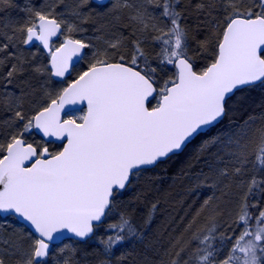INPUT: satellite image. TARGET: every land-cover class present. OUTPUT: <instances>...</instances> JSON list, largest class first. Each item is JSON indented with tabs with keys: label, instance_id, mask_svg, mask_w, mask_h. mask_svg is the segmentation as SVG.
I'll list each match as a JSON object with an SVG mask.
<instances>
[{
	"label": "snow or ice",
	"instance_id": "snow-or-ice-1",
	"mask_svg": "<svg viewBox=\"0 0 264 264\" xmlns=\"http://www.w3.org/2000/svg\"><path fill=\"white\" fill-rule=\"evenodd\" d=\"M20 10L0 19L10 114L0 120V264H81L75 244L92 238L105 257L96 264H112L156 209L139 225L117 196L201 136L181 175L193 195H212L159 264H264V0H25ZM54 141L62 147L50 151Z\"/></svg>",
	"mask_w": 264,
	"mask_h": 264
},
{
	"label": "trees",
	"instance_id": "trees-1",
	"mask_svg": "<svg viewBox=\"0 0 264 264\" xmlns=\"http://www.w3.org/2000/svg\"><path fill=\"white\" fill-rule=\"evenodd\" d=\"M186 2L187 0H185ZM22 7V0H11L10 6L0 11V19H23L24 13L20 10ZM86 24L91 27L92 23L89 22ZM128 31L130 30H125L124 34L127 35ZM200 38H202V33L200 34ZM30 50L31 48L24 46L26 55H30ZM39 59L42 62H46L47 56L40 55ZM197 63L199 66H203L205 62L200 60ZM84 66V62L76 65L71 76L63 83L53 78V87L59 88L66 86V82L73 79L77 72L83 70ZM9 88L12 91H19L12 86H9ZM260 103L261 99L257 97L253 107L256 108ZM257 110L264 109L257 108ZM8 115L10 114L0 109V120L7 119ZM227 125L228 120L226 118L220 127L226 128ZM216 131V129L211 130L209 135L215 134ZM205 138V136L198 137L182 153L159 164L157 167L150 168L141 175L138 181L133 182L131 188L117 196L118 201H132L128 205V211L132 214L134 221L139 225L144 224L153 203H156V209L155 211H151V222L147 228L143 229L141 238H129L123 242L122 246H117L112 250V264H117L118 258L122 255L126 256V259L121 264H159L160 258L163 257L164 252L169 248L172 237L180 234L184 224L190 219L191 215L203 200L209 195H212V190L206 187L198 189L197 193L193 195L189 191L193 187V181L181 175L182 170L187 168L188 162L196 148ZM27 139L29 142L41 141V137L38 135L28 136ZM48 146L50 151H57L62 147V144L51 142ZM201 167H203V162L196 166L195 171H199ZM204 171L207 172V168H204ZM137 194H139V199H135ZM216 195L220 196L221 193L217 191ZM230 207L231 205H225L222 209L225 212V217ZM186 213H188L187 216L185 215ZM181 217L185 219L181 221ZM103 234V228L97 230V236ZM63 243L74 244V241L66 239ZM75 246L81 249V256L87 257L86 260L81 261V264H96L98 258H105L103 255V246L96 238H92L87 242L77 243Z\"/></svg>",
	"mask_w": 264,
	"mask_h": 264
},
{
	"label": "rangeland",
	"instance_id": "rangeland-1",
	"mask_svg": "<svg viewBox=\"0 0 264 264\" xmlns=\"http://www.w3.org/2000/svg\"><path fill=\"white\" fill-rule=\"evenodd\" d=\"M22 2H23V4H24V2H25V0H22ZM36 2L37 3H42L43 2V0H36ZM96 11H98V9H95ZM83 27L86 29V35L87 36H92L93 35V25L91 24V27H90V25H88V24H84L83 25ZM77 38H80L79 36H77ZM28 48H31V50H30V53L32 52V51H35L36 49H35V47H33V46H31V47H28ZM40 55H46L47 56V53L45 52V51H41V53H39V56ZM80 114H82V113H77V115H80Z\"/></svg>",
	"mask_w": 264,
	"mask_h": 264
},
{
	"label": "water",
	"instance_id": "water-1",
	"mask_svg": "<svg viewBox=\"0 0 264 264\" xmlns=\"http://www.w3.org/2000/svg\"><path fill=\"white\" fill-rule=\"evenodd\" d=\"M94 3H97V4H99V3H105V2H107V0H92ZM56 40H58L57 38H53V42L54 41H56ZM27 47H31V46H27ZM77 65V64H76ZM75 65V66H76ZM72 74V73H71ZM69 76H71V75H69ZM68 76V77H69ZM67 77V78H68ZM55 80H57V81H60V78H54ZM39 136V135H38ZM55 143H61V142H59V141H54ZM70 235V234H69ZM66 240V239H65Z\"/></svg>",
	"mask_w": 264,
	"mask_h": 264
},
{
	"label": "flooded vegetation",
	"instance_id": "flooded-vegetation-1",
	"mask_svg": "<svg viewBox=\"0 0 264 264\" xmlns=\"http://www.w3.org/2000/svg\"><path fill=\"white\" fill-rule=\"evenodd\" d=\"M58 41L54 42L55 44H57Z\"/></svg>",
	"mask_w": 264,
	"mask_h": 264
},
{
	"label": "bare ground",
	"instance_id": "bare-ground-1",
	"mask_svg": "<svg viewBox=\"0 0 264 264\" xmlns=\"http://www.w3.org/2000/svg\"><path fill=\"white\" fill-rule=\"evenodd\" d=\"M22 6H23V2H22Z\"/></svg>",
	"mask_w": 264,
	"mask_h": 264
}]
</instances>
